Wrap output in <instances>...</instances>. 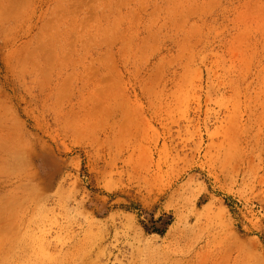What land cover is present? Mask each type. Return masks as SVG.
I'll use <instances>...</instances> for the list:
<instances>
[{
	"label": "rangeland",
	"instance_id": "obj_1",
	"mask_svg": "<svg viewBox=\"0 0 264 264\" xmlns=\"http://www.w3.org/2000/svg\"><path fill=\"white\" fill-rule=\"evenodd\" d=\"M0 264H264V0H0Z\"/></svg>",
	"mask_w": 264,
	"mask_h": 264
}]
</instances>
